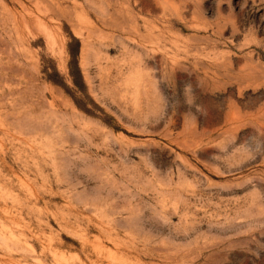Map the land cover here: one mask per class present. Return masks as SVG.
<instances>
[{
    "label": "rangeland",
    "instance_id": "rangeland-1",
    "mask_svg": "<svg viewBox=\"0 0 264 264\" xmlns=\"http://www.w3.org/2000/svg\"><path fill=\"white\" fill-rule=\"evenodd\" d=\"M0 264H264V0H0Z\"/></svg>",
    "mask_w": 264,
    "mask_h": 264
},
{
    "label": "trees",
    "instance_id": "trees-1",
    "mask_svg": "<svg viewBox=\"0 0 264 264\" xmlns=\"http://www.w3.org/2000/svg\"><path fill=\"white\" fill-rule=\"evenodd\" d=\"M74 56V59H73V61H74V66L71 64V74L74 76V81H75V83H78V81H77V75H75V71L73 70V68L75 69L76 68V70L79 72V68L77 67V57H76V55L74 54L73 55ZM76 65V66H75ZM79 75V74H78Z\"/></svg>",
    "mask_w": 264,
    "mask_h": 264
}]
</instances>
